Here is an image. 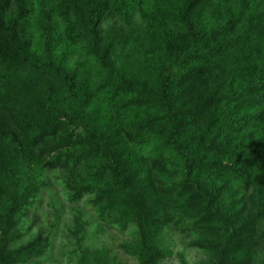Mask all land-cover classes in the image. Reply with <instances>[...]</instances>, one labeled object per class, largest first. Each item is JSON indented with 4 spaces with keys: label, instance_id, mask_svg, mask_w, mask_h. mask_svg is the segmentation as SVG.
I'll return each instance as SVG.
<instances>
[{
    "label": "trees",
    "instance_id": "obj_1",
    "mask_svg": "<svg viewBox=\"0 0 264 264\" xmlns=\"http://www.w3.org/2000/svg\"><path fill=\"white\" fill-rule=\"evenodd\" d=\"M171 1L0 0V264L53 249L36 234L16 245L49 186L37 172L62 173L73 204L90 198L101 224L134 233L122 248L139 264L163 259L168 229L192 235L213 264H264V0ZM119 16L140 18L148 49L117 69L134 37L105 26ZM79 51L110 76L94 85L71 64ZM135 89L150 111L144 137L85 124L99 95Z\"/></svg>",
    "mask_w": 264,
    "mask_h": 264
},
{
    "label": "rangeland",
    "instance_id": "obj_2",
    "mask_svg": "<svg viewBox=\"0 0 264 264\" xmlns=\"http://www.w3.org/2000/svg\"><path fill=\"white\" fill-rule=\"evenodd\" d=\"M170 6L176 8L179 3L172 0ZM139 19L134 16V22L129 24L127 20L119 16L109 18L105 24L108 28L114 29L115 27L121 37L127 38L122 34L125 35L124 33L128 31L134 35L127 49L120 48L115 64L117 69L128 67L144 54L143 51L148 49L145 41L140 43L137 40L141 36L137 32L141 28ZM56 26V32L63 28L60 24ZM71 64L79 66L81 74L88 77L94 85L101 84L110 76L101 71L92 58L83 51L73 56ZM148 79L152 80V75ZM140 93V89H135L127 93L121 92L119 95L112 92L99 95L82 112L85 124L104 126L109 133L126 141L130 139V136L138 133L139 136L144 137V131H141L140 127L146 122L150 111H144L142 107L135 105V100L141 96ZM153 113L158 120L155 126L160 127L157 132H160L164 128V120L158 116V112L153 111ZM160 124L162 125L159 126ZM77 133L84 135L83 128ZM87 150L86 147L80 145L78 139L74 152L85 155ZM84 165V175L88 178L91 165L87 163ZM149 170L150 166L147 165L145 171ZM36 175L48 181L49 186L36 200L35 207L29 214L27 222L23 224V228L18 230L17 235H20V239L16 245L28 242L36 234L49 238L53 249L47 252L42 259L34 260L29 264H78V257L88 254L91 257L90 264H139L136 258L128 255L122 248L125 244L136 246L137 237L134 233L122 234L114 227L101 224L96 218V211L89 205L90 198L73 204L70 201L71 194L64 186L65 176H62V173L52 172L41 175L37 172ZM30 227H32L30 232L21 240ZM261 228H264V221L261 223ZM193 243L192 235L180 230L168 229L159 241L163 259L158 264H213V255L194 247ZM97 252L101 255H97ZM259 261H264V254L259 255Z\"/></svg>",
    "mask_w": 264,
    "mask_h": 264
}]
</instances>
